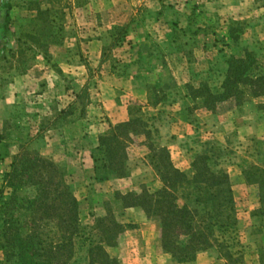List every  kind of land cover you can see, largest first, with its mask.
<instances>
[{
    "label": "rangeland",
    "instance_id": "obj_1",
    "mask_svg": "<svg viewBox=\"0 0 264 264\" xmlns=\"http://www.w3.org/2000/svg\"><path fill=\"white\" fill-rule=\"evenodd\" d=\"M6 1L11 2L12 10L5 53L0 30V191L21 148L37 152L64 172L66 183L80 202L84 224L93 225L96 218L110 214L134 227L120 237L118 247L130 236H135L133 242L140 247V224L153 222L157 234L161 233L160 224L148 219L141 209H123L118 195L143 190L154 193L163 187L151 164L158 153L156 147H167L175 168L193 177L196 154L205 150L204 145L216 144L223 151L220 168L230 177L239 222L230 241L231 252L235 258H242L243 264H261L264 217L254 216L260 208L259 186L247 184L242 168L264 165V140L259 139V125L264 120H257L264 107L257 103L260 98L241 106L230 100L210 112L201 99L191 95L192 89L203 84L213 90L220 88L232 56L242 57L245 50L264 56V0H123L120 9L127 10L131 18L126 26L129 33L126 41L115 46L111 35L120 31L108 23L106 11L111 0ZM40 10H50L47 21L53 22L52 28L44 18L38 19ZM100 10L103 12L97 18L85 15L86 11ZM2 21L0 11V27ZM230 29L240 38L238 43L231 38ZM139 37L148 42V60L131 55L132 44L138 43ZM97 39L105 44L103 63L90 59L88 43ZM153 67L164 74L156 86L146 85L141 78L137 81L147 89L149 102L159 105L147 109L141 95L129 96L126 102L130 119L143 120L158 133H153L151 140L133 138L127 149L126 180L97 183L95 164L90 163L89 156L92 158L99 137L110 129L100 103L104 83H109L107 74L115 71L126 75ZM66 110L74 114L61 116ZM246 119L245 125L254 123L255 129L244 136L239 129ZM30 194L34 196L35 191L31 189ZM110 252L115 258L116 251ZM145 252L146 264H156L155 255L149 249ZM203 253L219 255L216 247ZM3 259L0 250V263ZM172 264L176 263L172 260Z\"/></svg>",
    "mask_w": 264,
    "mask_h": 264
},
{
    "label": "trees",
    "instance_id": "obj_2",
    "mask_svg": "<svg viewBox=\"0 0 264 264\" xmlns=\"http://www.w3.org/2000/svg\"><path fill=\"white\" fill-rule=\"evenodd\" d=\"M11 10V2L2 0L4 53L10 43ZM50 13L40 10L38 19L44 18L52 28L53 22L47 21ZM113 30L120 31L117 36L111 35L114 46L126 41L128 27L116 26ZM234 34L230 29L231 38L238 43L240 38ZM244 54L228 60L220 88L213 90L203 84L192 89L191 96L201 99L205 110L214 112L218 104L230 100L241 106L264 98V56L249 50ZM77 99H82V93ZM149 103L152 107L159 105ZM65 114L72 116L74 112H61V116ZM153 133L158 131H152L138 118L110 125L92 151L94 180L104 183L129 177L127 149L133 138L151 140ZM203 147L205 150L195 156L193 177L175 168L167 147H156L158 153L151 164L163 187L154 193L143 190L118 195V199L123 209H141L148 219L160 224L163 252L176 264L193 263L200 253L213 247L226 264H243L242 258H235L231 252L230 241L239 222L230 177L220 168L223 151L216 144ZM242 173L248 185L259 186L260 208L254 216L264 217V165H248ZM4 178L0 191V250L4 259L0 264H123L108 249L117 248L120 237L134 227L118 222L110 214L96 218L93 225L84 224L80 202L57 164L21 148ZM7 189L11 190L9 194ZM260 263L264 264L263 254Z\"/></svg>",
    "mask_w": 264,
    "mask_h": 264
},
{
    "label": "crops",
    "instance_id": "obj_3",
    "mask_svg": "<svg viewBox=\"0 0 264 264\" xmlns=\"http://www.w3.org/2000/svg\"><path fill=\"white\" fill-rule=\"evenodd\" d=\"M123 0H111L110 1V6L107 7L110 8L106 13L108 14V23L111 25L110 27L114 26H121V27H126L130 24V17H128L129 14H127V10L123 9L121 11V3ZM166 3V2H165ZM90 9V8H89ZM105 11V10H104ZM103 10L97 11V12H88L86 11L85 15H91L94 14L97 18L98 13H102ZM131 15V14H130ZM132 17V16H131ZM129 18V19H128ZM94 19V17H93ZM95 20V19H94ZM94 28L96 27L95 25H92ZM100 26V25H99ZM97 29H101V27H96ZM111 29V28H110ZM169 31V30H168ZM91 48L90 52V59H96L99 62H105L104 60V54H103V49H104V41L102 39H97L90 41L88 43ZM135 48L133 49V52L131 55H134V57L140 59L142 58V61H144V58L147 59L149 58L150 54V48H147L148 42L139 37L138 38V43L134 42L132 44ZM148 60V59H147ZM159 67L152 68L151 70H140L139 72H134V73H128L126 75H120L116 73L115 71H110L108 75V81L109 83H104V86L101 90L100 94V103L102 104L101 110L103 112L102 115L106 116L109 120L110 125L116 126L119 124L126 123L130 120V109L129 105H127L126 98H129V96H133L135 98L140 97L144 101L143 104L146 105L147 109L152 110V106H149V98H148V93L146 92L147 89H145L143 86H141L138 83V79H144L146 80V85H154L156 86V82H160V77H163L164 74L163 72L159 71ZM157 71L158 75L155 74ZM155 76V79L152 80ZM146 87V86H145ZM147 88V87H146ZM144 93V98L143 94ZM259 102L258 105H262L264 107V98H260L258 100ZM259 121L264 120V114L258 116ZM248 121L247 119L244 121L242 124V128H240V134L241 130H243V135L247 136L250 133L253 134L254 131V123H249L248 125H245ZM264 124L260 127V135L259 139L264 140ZM71 126L68 128L70 129ZM90 163L93 164L91 156H89ZM89 161V160H88ZM126 180L124 179H119L115 180L114 182H121ZM109 183V182H108ZM244 183V182H243ZM233 188V187H232ZM119 191V190H118ZM141 229L140 233H138V242L142 244V246L136 247V243L134 244V237L135 236H130L128 239H124L122 242V245L117 248H109L108 252L111 253L110 251H116L115 258L119 259L121 262L123 261L124 264H146V257L145 254H148L145 252L146 250H150L153 255H155L154 260L156 264H172V258L169 255H166L163 252L162 246L160 245V233L157 234L155 233V224L152 222L150 223H142L140 224ZM160 227V226H159ZM152 230L153 233H150ZM151 245L150 247H147L148 245ZM154 244V248L152 247ZM148 257V256H147ZM122 262V263H123ZM189 264H226L225 260L222 259L219 255L214 257L209 254L205 253H200L197 260L193 263Z\"/></svg>",
    "mask_w": 264,
    "mask_h": 264
}]
</instances>
